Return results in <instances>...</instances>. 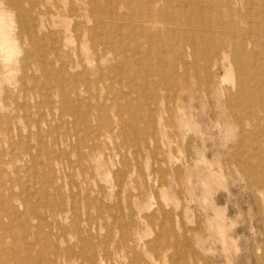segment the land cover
<instances>
[{
    "label": "rangeland",
    "instance_id": "rangeland-1",
    "mask_svg": "<svg viewBox=\"0 0 264 264\" xmlns=\"http://www.w3.org/2000/svg\"><path fill=\"white\" fill-rule=\"evenodd\" d=\"M21 40L19 36L20 68L11 72L0 65V106H5L0 109L5 128L0 134V155L7 164H18L9 147L35 143L30 131L33 123L43 121V145L50 153L43 154L40 175L49 174L50 162L58 176L57 190L50 193L73 200L76 208L67 212L65 220L53 222L45 210L58 211L43 193V222L29 227L39 241L27 250V239L9 235L12 227H7L8 218L0 210L2 243L20 251L19 264H36L42 248L48 258H43L45 264L57 256L58 264H104L86 261L81 253L66 261L62 252L55 251L61 240L63 248L74 246L79 251L85 241L90 242L110 264H131L135 259L148 264L150 259H155L151 264H264V108L257 106L253 112L234 116L222 104L211 109L205 98L201 116L196 100L195 119L212 134L214 143L199 142L195 131H187L188 139H184L179 129L167 131L156 143L148 124L133 128L127 113L116 106L111 117L108 115L118 123L116 129L103 131V135L91 132L88 147H82L83 130H75L72 121L57 126L60 111L56 109L54 115V108L58 104L46 102L48 90L36 88L35 82L42 81L43 74L38 71L36 77H30L27 68L35 67L34 60L22 59ZM223 77V68L214 62L207 79L220 88L229 85ZM202 91L203 86H189L194 99ZM184 109L188 112L186 103ZM25 118L33 123L27 126ZM19 169L11 165L5 174L14 178ZM25 174L20 171L19 176L26 190L16 189L15 181L5 182L11 204L20 206L28 190L33 201L38 200L37 187ZM216 207L224 210V219L215 214ZM31 216L32 212H26L24 217Z\"/></svg>",
    "mask_w": 264,
    "mask_h": 264
},
{
    "label": "bare ground",
    "instance_id": "bare-ground-1",
    "mask_svg": "<svg viewBox=\"0 0 264 264\" xmlns=\"http://www.w3.org/2000/svg\"><path fill=\"white\" fill-rule=\"evenodd\" d=\"M261 24H264V0H0V65L11 72L20 68L17 57L20 36L22 59L34 60L35 67L27 68L30 77H36L38 71L43 74V80L35 82L36 88L48 90L45 101L58 104L54 108V115L60 111L57 126L72 121L75 130H83L82 147H88L91 132L103 135V131L116 129L118 123L108 117L116 106L121 113H127L133 128L148 124L156 143L167 131L175 129L184 133V139H188L187 131H195L199 142L214 143L212 134L195 119L196 100L200 109L197 114L201 116L205 112V98L210 100L211 109L222 104L226 113L234 116L256 110L257 106L264 108ZM214 62L223 68L228 86L218 88L207 79ZM192 85L203 86V93L199 92L196 99L189 92ZM183 115L185 121H181ZM3 117L0 114V134L5 132ZM24 120L27 126L33 123L28 118ZM30 132L35 143L22 142L9 147L18 164H7L0 155V210L8 218L7 227H12L9 235L27 239L26 250L33 249L39 241L29 227L41 226L43 222V193L58 211L45 210L53 222L65 220L67 212L76 208L73 200L50 193L57 190L58 181L50 162L49 174L40 175L38 166L43 169V154L50 153L43 145V121L33 123ZM11 165L20 168L14 178L5 174ZM20 171L37 187L38 200L33 201L29 196L32 191L28 190L17 206L11 204L4 185L15 181L16 189L26 190ZM43 184L48 186L45 192ZM214 211L221 219L225 218L224 210L216 207ZM26 212H32V216L24 217ZM14 220L16 224L12 223ZM40 239H43L41 232ZM55 247L57 254L62 252L68 262L81 253L86 261L110 264L101 250L92 248L87 241L81 251L74 246L63 248L62 240ZM17 253L20 251L7 248L0 236V264H19ZM38 256L36 264H45L43 258L48 261L43 248ZM58 260L59 256L49 262L58 264ZM154 261L150 259L151 263ZM131 264L148 263L135 259Z\"/></svg>",
    "mask_w": 264,
    "mask_h": 264
}]
</instances>
